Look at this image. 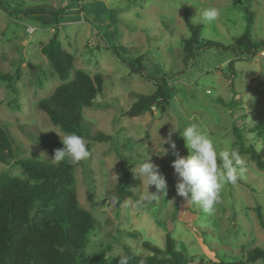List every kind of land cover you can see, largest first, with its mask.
I'll list each match as a JSON object with an SVG mask.
<instances>
[{
  "label": "rangeland",
  "instance_id": "obj_1",
  "mask_svg": "<svg viewBox=\"0 0 264 264\" xmlns=\"http://www.w3.org/2000/svg\"><path fill=\"white\" fill-rule=\"evenodd\" d=\"M17 4L64 7L67 14L61 26L53 27L18 13ZM249 4L254 14L251 38L258 42L264 39V0ZM208 5L221 14L210 25L195 22L200 36L230 44L246 24L244 10L232 0H0V71L16 73V91L0 81V121L15 140L18 159L53 162L54 153L40 139L63 148L59 135L69 134L36 107L61 83L41 50L51 35L73 55L75 68L91 76L100 72L104 79L102 92L91 106L82 108L81 127L88 135L82 137L90 155L75 166L76 195L95 224L80 252L89 254L108 245V255H121L125 248L147 254L143 242L162 248L167 233L189 264L244 259L254 247L264 248V227L256 214L259 208L264 220V169L258 168L251 154L240 153L249 167L245 179L226 184L208 214L177 196L171 166L175 156L160 139L173 126L182 128L194 121L218 150L236 148L233 142L239 132L244 145L259 149L264 160V151L258 148L264 134L252 130L256 123H264V47L238 56L230 50L203 48L187 65L182 61V40L189 35L184 15L193 22L198 9ZM27 26L34 31L27 33ZM116 45L120 46L117 54L112 50ZM160 78L166 79L170 90L164 110L126 115L138 95L155 91ZM99 133L110 139L90 138ZM172 139L180 155L187 156L179 132ZM146 156L159 166L168 184L166 194L155 186L149 188L157 197L150 204L141 202L148 189L133 177L131 163ZM122 163L132 173V195L115 189L116 170ZM0 173L24 176L22 167L14 164L0 163ZM247 264H264V260Z\"/></svg>",
  "mask_w": 264,
  "mask_h": 264
},
{
  "label": "trees",
  "instance_id": "obj_2",
  "mask_svg": "<svg viewBox=\"0 0 264 264\" xmlns=\"http://www.w3.org/2000/svg\"><path fill=\"white\" fill-rule=\"evenodd\" d=\"M246 14L244 31L230 44H223L200 36V25L184 15L189 35L182 40V61L187 65L195 56V51L215 47L232 51L235 56L251 55L264 47V39L253 41L251 38L253 11L251 0H232ZM244 1L247 4H243ZM16 11L25 17H33L43 25H57L61 22L65 8L51 7L47 4L28 6L16 5ZM120 46L112 47L118 53ZM53 72L61 83L50 94L40 98L36 107L47 114L50 122L66 133L87 136L81 127L82 108L91 106L96 96L103 90V76L96 72L93 76L81 68H75L73 55L65 50L55 35L41 45ZM33 65L29 63V66ZM233 69V60L228 70ZM16 74V73H15ZM0 71V81L12 88L14 75ZM230 74H226L229 78ZM16 91V90H14ZM165 78L156 82L151 94H140L132 103L126 115L138 116L153 108L164 110L170 94ZM236 130V128H234ZM258 135L264 134V123L258 122L252 128ZM233 145L241 153H249L260 169H264L259 149L252 144L244 145L242 133H235ZM94 141L110 139L102 133L90 137ZM40 142L55 153L59 148L53 142L40 139ZM264 151V136L258 146ZM19 150L9 129L0 121V163L22 167L23 175L0 173V264H118V255H108L107 245L93 253L80 252L87 242L95 220L91 213L81 207L76 195V179L73 164L67 159L61 162L46 161L27 157L18 159ZM116 191L121 195H132L130 191L132 173L125 163L116 170ZM260 224L264 227L263 216L256 209ZM175 239L165 235L164 246L158 247L143 242L147 254H136L128 248L121 255H127L129 264H189L183 254L176 250ZM258 259L264 260V248L254 247L244 259L220 261L217 264H247Z\"/></svg>",
  "mask_w": 264,
  "mask_h": 264
},
{
  "label": "clouds",
  "instance_id": "obj_3",
  "mask_svg": "<svg viewBox=\"0 0 264 264\" xmlns=\"http://www.w3.org/2000/svg\"><path fill=\"white\" fill-rule=\"evenodd\" d=\"M220 9L208 5L198 9L193 22L210 25L220 16ZM179 132L188 150L187 156H181L174 133ZM63 144L62 149L55 150L52 160L61 162L67 159L75 164L89 157L90 152L84 137L75 133L59 135ZM163 144H168L175 159L171 166L176 176L175 190L177 196L187 204L197 205L204 213H212L220 201V194L226 184L236 185L245 179L249 170L247 161L237 148L218 150L214 140L197 122H189L182 128L173 126L166 137L161 138ZM165 149V148H164ZM166 150V149H165ZM167 150L164 152L166 154ZM163 154V155H164ZM133 177L141 181V186H147V193L142 195L141 202L152 203L157 197L149 192L151 186L167 193L168 184L158 165L149 156L131 162ZM118 264H129L127 255H118ZM143 264V261H141Z\"/></svg>",
  "mask_w": 264,
  "mask_h": 264
},
{
  "label": "built area",
  "instance_id": "obj_4",
  "mask_svg": "<svg viewBox=\"0 0 264 264\" xmlns=\"http://www.w3.org/2000/svg\"><path fill=\"white\" fill-rule=\"evenodd\" d=\"M63 24V23H62ZM57 25H59V26H61V23H59V24H57ZM54 27V26H53ZM34 27H32V26H27L26 27V31H27V33H31V32H33L34 31ZM262 56H264V51L262 52Z\"/></svg>",
  "mask_w": 264,
  "mask_h": 264
}]
</instances>
